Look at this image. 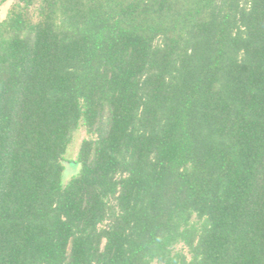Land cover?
I'll use <instances>...</instances> for the list:
<instances>
[{
    "label": "trees",
    "instance_id": "obj_1",
    "mask_svg": "<svg viewBox=\"0 0 264 264\" xmlns=\"http://www.w3.org/2000/svg\"><path fill=\"white\" fill-rule=\"evenodd\" d=\"M153 263L264 264V0H16L0 264Z\"/></svg>",
    "mask_w": 264,
    "mask_h": 264
},
{
    "label": "rangeland",
    "instance_id": "obj_2",
    "mask_svg": "<svg viewBox=\"0 0 264 264\" xmlns=\"http://www.w3.org/2000/svg\"><path fill=\"white\" fill-rule=\"evenodd\" d=\"M16 0H4L0 4V22L5 18L7 11L11 7L13 3H15ZM89 137V135L86 134L85 128L83 126H80L72 135V139L70 144L68 145L65 154H64V167L65 171L63 172L62 181L66 182L71 175L76 173L77 168L74 166L72 161L76 159V155L79 149V145L81 143V140L84 138ZM176 251H181L185 254H187V248L183 244H177L174 248ZM156 264V263H153Z\"/></svg>",
    "mask_w": 264,
    "mask_h": 264
}]
</instances>
